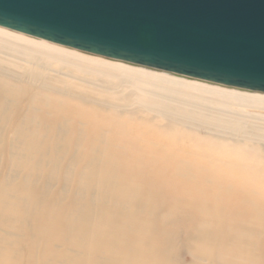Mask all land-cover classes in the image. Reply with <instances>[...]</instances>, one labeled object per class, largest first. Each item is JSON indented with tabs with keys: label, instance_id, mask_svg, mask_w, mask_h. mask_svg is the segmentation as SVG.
<instances>
[{
	"label": "bare ground",
	"instance_id": "obj_1",
	"mask_svg": "<svg viewBox=\"0 0 264 264\" xmlns=\"http://www.w3.org/2000/svg\"><path fill=\"white\" fill-rule=\"evenodd\" d=\"M0 264H264V92L0 26Z\"/></svg>",
	"mask_w": 264,
	"mask_h": 264
},
{
	"label": "water",
	"instance_id": "obj_2",
	"mask_svg": "<svg viewBox=\"0 0 264 264\" xmlns=\"http://www.w3.org/2000/svg\"><path fill=\"white\" fill-rule=\"evenodd\" d=\"M0 26L264 92V0H0Z\"/></svg>",
	"mask_w": 264,
	"mask_h": 264
},
{
	"label": "rangeland",
	"instance_id": "obj_3",
	"mask_svg": "<svg viewBox=\"0 0 264 264\" xmlns=\"http://www.w3.org/2000/svg\"><path fill=\"white\" fill-rule=\"evenodd\" d=\"M183 258L185 259V261L189 262L190 261V257L187 255H184Z\"/></svg>",
	"mask_w": 264,
	"mask_h": 264
}]
</instances>
